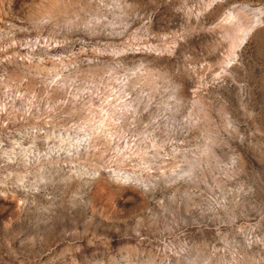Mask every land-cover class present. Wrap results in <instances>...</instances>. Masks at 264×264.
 <instances>
[{"label":"rangeland","instance_id":"rangeland-1","mask_svg":"<svg viewBox=\"0 0 264 264\" xmlns=\"http://www.w3.org/2000/svg\"><path fill=\"white\" fill-rule=\"evenodd\" d=\"M0 264H264V0H0Z\"/></svg>","mask_w":264,"mask_h":264}]
</instances>
